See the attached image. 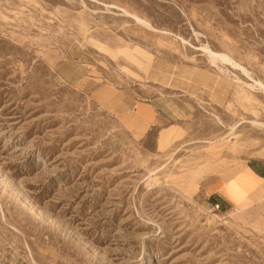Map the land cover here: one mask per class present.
Here are the masks:
<instances>
[{"label":"rangeland","instance_id":"1","mask_svg":"<svg viewBox=\"0 0 264 264\" xmlns=\"http://www.w3.org/2000/svg\"><path fill=\"white\" fill-rule=\"evenodd\" d=\"M251 80L264 0H0V264H264V197L206 198L264 158Z\"/></svg>","mask_w":264,"mask_h":264},{"label":"crops","instance_id":"2","mask_svg":"<svg viewBox=\"0 0 264 264\" xmlns=\"http://www.w3.org/2000/svg\"><path fill=\"white\" fill-rule=\"evenodd\" d=\"M132 100L127 104L135 115L147 122L151 127L160 124V113L154 104L150 105L143 101L135 102ZM241 174L243 175L236 180L239 186L237 191L239 192L235 193L233 191L234 197H232L227 186L229 182L235 180ZM206 194L209 205L214 208L218 207L220 211H228L235 205H240V203H245L246 201L249 202L250 199L253 200L257 197L262 199L264 197V158L250 160L240 170L215 179L206 188ZM246 203L242 205V208L248 206V203Z\"/></svg>","mask_w":264,"mask_h":264},{"label":"bare ground","instance_id":"3","mask_svg":"<svg viewBox=\"0 0 264 264\" xmlns=\"http://www.w3.org/2000/svg\"><path fill=\"white\" fill-rule=\"evenodd\" d=\"M128 17L134 19V21H136L137 23H139L142 26H145L146 28H151V26L149 25V23L145 22L144 20L138 18L135 15H131L126 11H123ZM203 50V49H202ZM205 53L207 52V55L209 56L211 62L213 64H215L217 61L223 62L225 64H229L231 65L233 68L235 69H241V72L244 73V76H247L248 78V74L245 72L244 69L240 68V66L235 63L231 58H229L227 55L224 54H219V53H213L212 51L208 50L207 48H204ZM230 66V67H231ZM251 82L253 83L252 85H249V88L251 89H258L263 95H264V85L260 82H254L251 80ZM255 124V123H253ZM257 125H262V124H257ZM264 125V124H263ZM233 129V128H232ZM247 204V203H246Z\"/></svg>","mask_w":264,"mask_h":264},{"label":"built area","instance_id":"4","mask_svg":"<svg viewBox=\"0 0 264 264\" xmlns=\"http://www.w3.org/2000/svg\"><path fill=\"white\" fill-rule=\"evenodd\" d=\"M215 210H218V207H215Z\"/></svg>","mask_w":264,"mask_h":264}]
</instances>
